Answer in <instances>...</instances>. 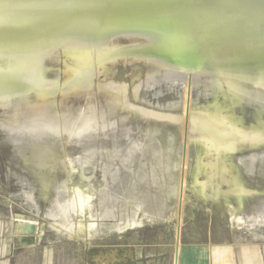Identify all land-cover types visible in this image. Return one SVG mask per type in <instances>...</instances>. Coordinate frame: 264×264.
<instances>
[{"label": "water", "instance_id": "water-1", "mask_svg": "<svg viewBox=\"0 0 264 264\" xmlns=\"http://www.w3.org/2000/svg\"><path fill=\"white\" fill-rule=\"evenodd\" d=\"M0 192L75 253L264 226V0H0Z\"/></svg>", "mask_w": 264, "mask_h": 264}, {"label": "rangeland", "instance_id": "rangeland-1", "mask_svg": "<svg viewBox=\"0 0 264 264\" xmlns=\"http://www.w3.org/2000/svg\"><path fill=\"white\" fill-rule=\"evenodd\" d=\"M23 228L28 232L22 233ZM25 235L36 241L28 256L23 249L32 246L15 245V238ZM184 249L194 250L205 264H264V226L189 218L104 239L91 252L75 253L0 192V263L28 264L29 258L30 264H180Z\"/></svg>", "mask_w": 264, "mask_h": 264}, {"label": "crops", "instance_id": "crops-1", "mask_svg": "<svg viewBox=\"0 0 264 264\" xmlns=\"http://www.w3.org/2000/svg\"><path fill=\"white\" fill-rule=\"evenodd\" d=\"M27 256L29 254H33L34 250H35V246L29 247V248H25L23 249ZM197 253L192 250V249H187V250H183L182 251V263L180 261V264H205V260L204 259H199L200 262H198V258L194 257ZM203 255V254H202ZM194 261V263H192ZM28 264H30L31 262L29 261V258L27 259ZM30 262V263H29ZM0 264H6L5 262H1Z\"/></svg>", "mask_w": 264, "mask_h": 264}, {"label": "bare ground", "instance_id": "bare-ground-1", "mask_svg": "<svg viewBox=\"0 0 264 264\" xmlns=\"http://www.w3.org/2000/svg\"><path fill=\"white\" fill-rule=\"evenodd\" d=\"M22 230V229H21ZM28 231H27V228H23V230H22V233H27Z\"/></svg>", "mask_w": 264, "mask_h": 264}]
</instances>
